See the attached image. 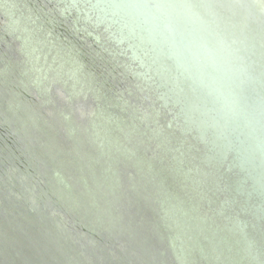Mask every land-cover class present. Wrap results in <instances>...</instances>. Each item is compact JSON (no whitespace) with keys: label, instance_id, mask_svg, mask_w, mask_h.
Instances as JSON below:
<instances>
[{"label":"water","instance_id":"water-1","mask_svg":"<svg viewBox=\"0 0 264 264\" xmlns=\"http://www.w3.org/2000/svg\"><path fill=\"white\" fill-rule=\"evenodd\" d=\"M0 264H264V0H0Z\"/></svg>","mask_w":264,"mask_h":264}]
</instances>
